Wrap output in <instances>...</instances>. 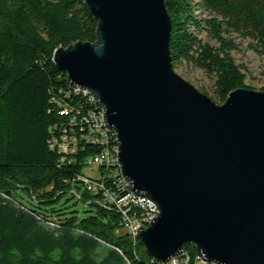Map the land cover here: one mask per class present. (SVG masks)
I'll use <instances>...</instances> for the list:
<instances>
[{
    "label": "trees",
    "instance_id": "obj_1",
    "mask_svg": "<svg viewBox=\"0 0 264 264\" xmlns=\"http://www.w3.org/2000/svg\"><path fill=\"white\" fill-rule=\"evenodd\" d=\"M164 2L174 70L214 78L217 104L251 87L232 52L235 37L264 49V0ZM96 24L84 0H0V264H155L138 238L117 232L124 228L120 210L87 189L83 178L99 176L116 195L130 192L114 163L96 165V177L83 173L115 137L93 132L92 97L52 61L57 47L94 42ZM183 251L191 261L198 254L194 245Z\"/></svg>",
    "mask_w": 264,
    "mask_h": 264
},
{
    "label": "water",
    "instance_id": "obj_2",
    "mask_svg": "<svg viewBox=\"0 0 264 264\" xmlns=\"http://www.w3.org/2000/svg\"><path fill=\"white\" fill-rule=\"evenodd\" d=\"M96 40L52 61L114 131L120 175L156 212L139 232L156 263L194 245L215 264H264V90L215 103L173 69L164 0H84Z\"/></svg>",
    "mask_w": 264,
    "mask_h": 264
},
{
    "label": "built area",
    "instance_id": "obj_3",
    "mask_svg": "<svg viewBox=\"0 0 264 264\" xmlns=\"http://www.w3.org/2000/svg\"><path fill=\"white\" fill-rule=\"evenodd\" d=\"M83 91L87 95H89L85 90ZM92 100L94 101L93 97ZM95 105L97 106V109L96 111H93L89 115V119H88L92 124L93 132L94 131L97 132V134L102 139H105V136L110 131L114 135L116 141V136L114 134V131L105 124L103 110L100 107H98L96 103ZM62 148L66 149V146H62ZM103 163H114L118 167L117 142L114 147L110 148L107 146L100 154L88 158L86 165L96 166ZM118 173L119 176L122 178V180L125 182L126 186L128 187L126 180L120 175V170ZM83 179L86 182L88 190H91L92 192L95 193L101 191L107 202L120 210V212L123 215V223H124L125 231L129 233L133 238L139 239L138 237L139 232L141 231V229L146 228L149 225V223L151 222V220L155 215L156 212L155 205L150 200L142 196L135 195L134 193L131 192V190L129 193L123 196L116 195L115 193L105 188V183L103 179L99 176L98 179L96 180H88L86 177H84ZM137 208H140L142 210L140 214H136ZM197 253L198 254L195 256V259L191 261L189 254L186 251H183L182 249L181 253L178 256L169 259L165 263H156V262L154 263L155 264H215L213 262H207L202 260L199 252Z\"/></svg>",
    "mask_w": 264,
    "mask_h": 264
},
{
    "label": "rangeland",
    "instance_id": "obj_4",
    "mask_svg": "<svg viewBox=\"0 0 264 264\" xmlns=\"http://www.w3.org/2000/svg\"><path fill=\"white\" fill-rule=\"evenodd\" d=\"M199 15L202 16L203 13L200 12ZM202 38L215 45V42L210 41L205 36V33L202 34ZM235 42L237 44V49L232 52V55L236 63L244 67V72L246 73L245 84L250 85V88L254 90H264V75L262 74L264 69V49L256 46L254 42L249 39L235 37ZM175 72L191 83L195 88L198 89L202 87V90H204L203 93L210 98L213 96L214 78L206 75L201 70H192L191 68L175 69ZM83 173L91 177H96L99 173L98 167L86 165L83 169ZM68 196L69 195H65V197ZM75 200L76 199L73 198L71 202ZM75 208L81 213L84 208L82 202L77 201ZM117 232L124 233L126 231L124 228H120Z\"/></svg>",
    "mask_w": 264,
    "mask_h": 264
}]
</instances>
